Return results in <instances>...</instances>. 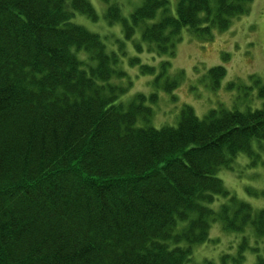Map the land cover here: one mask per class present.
I'll return each instance as SVG.
<instances>
[{"label": "trees", "instance_id": "1", "mask_svg": "<svg viewBox=\"0 0 264 264\" xmlns=\"http://www.w3.org/2000/svg\"><path fill=\"white\" fill-rule=\"evenodd\" d=\"M104 1L106 22L127 39L141 30L160 58L184 31L211 41L253 3L144 0L127 19ZM95 11L90 0H0V264H197L215 222L241 235L221 264H243L247 251L264 264V207L218 176L242 154L261 158L264 77L231 82L232 108L199 118L185 105L176 126L153 127L159 91L172 93L184 72L130 59L155 78L153 92L125 101L132 81L118 55L77 20L96 23ZM226 76L224 65L205 75L212 90Z\"/></svg>", "mask_w": 264, "mask_h": 264}, {"label": "rangeland", "instance_id": "2", "mask_svg": "<svg viewBox=\"0 0 264 264\" xmlns=\"http://www.w3.org/2000/svg\"><path fill=\"white\" fill-rule=\"evenodd\" d=\"M109 1H115L122 15L129 19L130 15L142 6L144 0ZM90 2L95 7L99 20L94 23L82 16L77 20L90 31L106 36L108 49L118 55L120 67L128 73L132 81V85L123 96L125 101L135 93L148 95L153 92L151 81L155 78L142 75L139 65H129L130 59L139 57L140 63H148L157 69L160 63L165 61L170 68L168 73L173 78H177L179 72H184L183 80H180L172 93L164 92L162 89L159 91L158 102L152 106L155 113L150 124L153 127L176 126L180 110L185 105L191 106L199 118H203L208 110L220 105L232 108L233 98L238 95L240 89L229 87L231 82L246 81L253 74L264 77V0H253L249 14L235 19L229 30L215 31L211 41H202L186 31L182 32L174 54L161 58L151 45L140 41L141 30H136L135 35L127 39L120 23L106 22L107 3L104 0ZM137 40L140 41V50L135 46ZM225 54L228 55L227 59L223 58ZM220 65L226 66L227 76L218 89L212 90L213 87L207 85L205 75L211 67ZM115 81L117 85H127V78ZM254 147L255 153L258 155L259 152L261 158L255 160L247 154H242L234 160L232 167L219 171L218 176L225 187L238 198L255 208H263L264 197L261 191L264 190V145L255 144ZM211 226L210 240L195 247L194 262L197 264H205L207 261L221 264L223 254L237 255L241 235L225 232L222 224L217 222ZM245 256L243 264L255 263V256L250 251H247Z\"/></svg>", "mask_w": 264, "mask_h": 264}]
</instances>
